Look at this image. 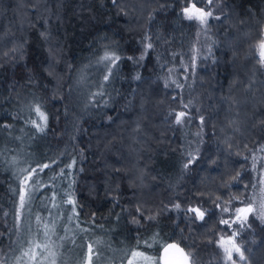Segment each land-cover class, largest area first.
<instances>
[{
    "label": "trees",
    "instance_id": "trees-1",
    "mask_svg": "<svg viewBox=\"0 0 264 264\" xmlns=\"http://www.w3.org/2000/svg\"><path fill=\"white\" fill-rule=\"evenodd\" d=\"M32 1L4 0L0 5V34L6 32L0 39V53L9 52L21 39L27 42L19 66L9 62L11 57L0 61V122L13 126L0 132V261L13 264L14 256L22 252L14 242L30 240L33 232L36 235V217L43 218L41 224L47 222L55 206L73 217L70 225L79 229L84 243L89 235L109 238L115 245L116 262L137 251L144 253L137 256V264H153L160 247L174 240L190 254L193 264H219L213 233L221 234L223 226L218 221L227 217L215 207L216 201L227 204L239 195L233 177L244 171L242 154L264 130V67L257 54L263 40L264 0H216L214 15L221 19H211L207 25L180 15L183 0H121L118 7L110 0H41L40 6ZM17 4L23 8L22 20L12 10ZM45 31L51 36L48 41L40 35ZM105 34L119 43L123 55H139L145 35L155 43L140 66L122 62L119 79L108 86L116 109L110 114L118 117L110 127L95 109L85 108L103 75L98 65L85 66L108 43L99 39ZM50 41L57 50L51 68ZM24 63L36 69L37 82L32 85ZM81 69L88 77L76 86ZM137 74L142 82L133 79ZM165 80L182 86L176 91L206 118L203 128L198 118L182 128L170 124L167 111L178 100H173L172 84L164 87ZM33 93L43 98L50 115L43 135L34 134L24 123L29 116L25 106ZM144 95L148 102L139 109L137 101ZM102 132L110 135L96 143ZM136 144L138 154L146 151L139 167L146 168L142 180L147 182L140 187L129 177L127 158L128 148ZM197 148L207 163L183 170L186 150ZM73 157L76 169L70 170L67 179L59 177L60 169ZM53 160L57 163L40 174L38 183L28 185L33 198L21 210L17 193L24 187L27 173L23 170ZM103 163L109 168H103ZM66 192L76 201L75 214L64 203L69 199ZM54 193L57 204L52 205ZM185 199L212 210L205 221L192 222L167 210L176 202L188 206ZM137 207L147 209L143 220L135 212ZM152 216L156 218L149 219ZM257 228L243 230L237 241L250 249L245 251L247 264H264V225Z\"/></svg>",
    "mask_w": 264,
    "mask_h": 264
},
{
    "label": "snow or ice",
    "instance_id": "snow-or-ice-1",
    "mask_svg": "<svg viewBox=\"0 0 264 264\" xmlns=\"http://www.w3.org/2000/svg\"><path fill=\"white\" fill-rule=\"evenodd\" d=\"M113 6L118 7L121 3V0H110ZM180 0H177L179 3ZM216 0H183L184 6L180 10V15L187 19L188 21H198L200 25H207L211 19H221L218 16L214 15L213 6L215 5ZM198 5H206L205 7H199ZM218 7V5H217ZM120 13L127 14L124 9H119ZM41 38L45 41L51 39L50 33L47 31L40 33ZM2 39V37H0ZM99 39L107 40L108 43L103 44L101 46V54L96 56L94 61H91L89 65L85 67H91L92 63L101 67V71L103 73L101 80L97 85V90L91 92L89 94L88 104L85 105V108H93L98 113V118L101 120H106L108 126L110 127L112 123L115 122L118 117H114L110 113L116 111L113 105V97L112 93L108 91V86L112 83L113 80L119 79V68L122 62L130 61L133 62L134 66H140V62L144 61L147 57L150 56L151 52L155 49V43L153 42V38L150 35H145L142 38L140 49L137 51L140 53L139 55H123V49L120 47L119 43L111 40L106 34L99 37ZM26 40L21 39V41L12 47L9 52L2 53L4 57H11L10 63L14 66H19L20 62L25 59L26 52ZM261 51L259 53V59L262 66H264V42H261ZM48 53L50 57L54 56L53 49L49 47ZM195 57H193V65H194ZM2 66V64H0ZM163 67V65H162ZM51 68V65H49ZM25 74L28 77V84L32 85L37 82V72L35 68H29L27 63H24ZM44 71L52 76V71L48 69H44ZM171 69H169V73H171ZM84 69L80 70V75L77 79V83H82L85 80V76L83 74ZM136 81L142 82V77L137 74L133 77ZM171 84H176V87H182L176 81H164V87L168 88ZM119 95V93H117ZM33 99L27 103L25 106L29 116L24 120V123L28 125L36 135L46 134L49 129V120L50 115L46 108L45 103L43 102V98L40 96L32 94ZM178 96L173 97V100H179ZM180 110L173 109L168 113V118L172 119V123L176 126H183L185 123H190L193 120L198 118L199 125L203 128L205 124V117L203 115H199L198 109H193L191 107V102L184 103L180 100L178 105ZM21 109L20 111H23ZM196 113L194 115L193 113ZM19 115V114H18ZM12 125L3 124L0 122V132L6 129L12 128ZM83 130V129H80ZM201 135L200 133L197 134ZM203 143V140L200 141ZM258 150L264 151V146H261ZM81 159H83V149H81ZM185 163H183V170L187 171L193 169L202 163H207L204 160L202 154L199 149H194L192 151L185 152ZM57 162L55 160L51 161V163L38 164L36 167H32L29 169L23 170L27 173L24 177L22 183L24 187L18 189L19 196V208L21 210L28 207L32 198H33V190L28 188V185L31 183L32 185H36L38 183V177L41 173L44 172L45 169L51 168ZM212 164H216L217 161L212 160ZM77 161L73 157L71 162L66 164L64 167L60 169L58 176L67 179L72 173L70 170L76 169ZM80 172L83 171L82 168L79 169ZM114 171L118 172L119 169H114ZM241 178V174L237 173L235 177H233V183L238 181ZM55 179V177L53 178ZM74 182V181H73ZM69 189H71V183L68 185ZM227 187V185H226ZM66 196H69V199L65 200L64 203L71 205L73 209V213L75 214L76 201L71 199V193L66 192ZM55 196V193H54ZM177 199H179L177 197ZM195 199V197H193ZM234 202L239 203L241 206L234 207ZM184 204H188L187 199L183 202ZM215 207L220 210L223 217L218 221V224L222 227V231L220 235H216L213 233V236L216 238L212 241V243L217 247L218 252L217 255L220 256L219 264H247L248 258L245 256V251H250L246 246H242L241 243L237 241L241 237V232L245 229H251L252 225L248 222L250 217L255 218L259 216L262 222H264V207L256 208L251 202L247 200H239L236 197H233L232 200L228 201L227 204L221 199H217ZM168 211H177L185 216L192 222L196 221H205L206 216L212 211L211 209L204 208L203 204H188V206L183 207L182 203L176 202L171 205ZM140 207L135 209V212L139 214L140 220H143L144 214ZM73 217H69L71 220ZM156 217L152 216L149 219L154 220ZM42 217L37 216V233L30 240L26 241L28 244V248L22 252L21 257H17V261L26 260L27 264H56V253L53 251L55 244L51 241V237L55 235V221L52 222L51 225L48 223L41 224ZM17 220H19V215L17 216ZM133 222L138 223V221L134 220ZM42 228V230H41ZM236 229V230H232ZM58 239H61L57 237ZM170 250H175L178 254L177 256H170ZM96 253L93 250L91 244L88 245L87 255L85 258V264H93V257ZM137 256H144L143 252L132 251L131 256L127 258V264H135L134 258ZM0 264H5L4 261H0ZM153 264H193L191 260L190 254L186 253L184 248H181L178 243H169L166 244L162 248V255L159 260L153 261Z\"/></svg>",
    "mask_w": 264,
    "mask_h": 264
},
{
    "label": "rangeland",
    "instance_id": "rangeland-1",
    "mask_svg": "<svg viewBox=\"0 0 264 264\" xmlns=\"http://www.w3.org/2000/svg\"><path fill=\"white\" fill-rule=\"evenodd\" d=\"M14 1L16 3V0H14ZM32 2L33 3L35 2L34 5L38 4L39 6L42 3L41 0H35ZM2 3H4V0H0V5H2ZM17 3H19V0H17ZM30 8H34V6L30 7ZM21 9H23V8L20 4L16 5V9L14 7L12 9L13 11H15V15L17 16V18L19 17L20 20H22L24 18V12ZM26 9H29V8H26ZM36 17H38V15H36ZM19 25H21V23H19ZM5 35H6V32L5 33L3 32L0 34V37H5ZM263 41H264V31H263L262 42ZM260 45H261V43L259 44L258 50H257L258 56H259V53L261 51ZM49 46L52 47L53 52L56 50V48L52 46L51 41L49 42ZM56 54H57V50H56ZM0 57H1L0 58V61H1L4 57L2 55V52L0 53ZM48 57H49L48 58L49 59V65H52V62L55 61L56 57L55 58L50 57L49 55H48ZM98 68H101V67L99 66ZM83 74H84L85 78L88 77V75L86 73L83 72ZM75 83H76V86H78L77 80ZM179 88L176 87V84H172L171 89H173L176 92L175 97L178 96L180 99L178 100V102H173L172 105L168 108L167 116H168V113L170 111H172L173 109H175L177 111L180 110L178 107L180 100H182L185 103V100L180 95V92H178ZM176 89H178V91H176ZM144 98L140 97L139 101H137V107L139 109L144 108L146 103L148 102L145 95H144ZM172 119H174V118H172ZM172 119H169V120H170V124L174 127H178V128L181 127L182 128L186 124L185 123L183 126H176L172 123ZM120 122H121V120L118 123L120 124ZM109 133L110 132H108L106 134V132H102L103 136H101L99 139H97L96 143H101L102 141H104L105 135L109 136L110 135ZM189 135H192V133L189 132ZM111 137H109V140ZM133 140H135V141L137 140L136 136L133 137ZM137 144H139L138 141H137ZM261 146H264V130H263L262 134L258 137L257 141L242 154V160L244 162L243 163V167H244L243 170L244 171H242V173H241L242 174L241 178H244V181L240 182L238 180L237 182L234 183L236 185L235 189L238 190V194L240 195V194L244 193V196H242L243 199L239 198V200H247V201L251 202L258 209L261 207H264V151L258 150L259 148H261ZM106 147H107V144H105L103 148H106ZM139 149H140V147L138 145L135 148L130 146L128 148L127 158L130 162V170H129L130 176L129 177L131 180L135 179L138 186L140 187V186L146 185L147 181H143L142 179H143V177L147 176L146 175L147 170H146V168L144 170H141L139 167V164L141 162L144 163L146 160V157H145L146 151L143 150V153L138 154ZM105 166L107 169L109 168L107 165H105V163H103L102 167L104 168ZM145 166H146V163H145ZM122 170H124V169H122ZM147 179H148V177H147ZM131 180H129V182H131ZM238 196H236V197H238ZM233 197L234 196H232V198ZM18 199H19V196H18ZM230 200H232V199H230ZM50 202L52 203V205L55 204V202L57 204L56 196L52 197L50 199ZM239 206H241V205H238V206L236 205L234 207H239ZM48 208L50 209V207H48ZM50 216H53V218L52 219L50 218L47 222L45 221L44 223H48L49 225H51L52 222L55 221V235H53L51 237V241H53L55 244L53 251H55V253H56V264H85V258L87 255V250H88L89 244L92 245L93 250L96 253L93 257V264H127V257L125 258V260H124V258L119 257L118 262H116L117 253H116V249L114 248L115 245H113L112 241L109 240V238L108 239L107 238H101L100 239L98 237L89 235V236H86L87 238H86V241L84 243V241L81 240L80 237H78L80 234L79 233L80 231H77V230H79V229H77L75 224H73V223H72V225H70L71 222L69 220L68 214H66V213L63 214L59 208L56 209L54 206L53 209L51 210ZM248 222L252 225V227H251L252 232H254L256 229H258L257 227H260V225H264V222L261 221L259 216H256L255 218L250 217ZM232 230H236V229H232ZM34 233L35 232H33L31 235L34 236L35 235ZM57 237H59L61 239H58ZM253 238H251V240H253ZM14 246L16 249L17 248L22 249V252L28 248V244L25 242L24 239H21V238L17 239L14 242ZM114 250H115V253H114ZM118 251H121V250L118 249ZM22 252H20L19 255L16 254L14 256L13 264H27L26 260L17 261V257H21ZM121 257H123V256H121ZM136 258L137 257L134 258L135 264L138 263L136 261ZM45 264H48V262H45Z\"/></svg>",
    "mask_w": 264,
    "mask_h": 264
},
{
    "label": "water",
    "instance_id": "water-1",
    "mask_svg": "<svg viewBox=\"0 0 264 264\" xmlns=\"http://www.w3.org/2000/svg\"><path fill=\"white\" fill-rule=\"evenodd\" d=\"M169 243H178L174 240H169L167 242H165L159 249V252H158V260L160 258V256L162 255V248L166 245V244H169ZM179 244V243H178ZM180 245V244H179ZM181 248H183L181 245H180ZM170 256H177L178 254L175 252V250H170V253H169Z\"/></svg>",
    "mask_w": 264,
    "mask_h": 264
},
{
    "label": "flooded vegetation",
    "instance_id": "flooded-vegetation-1",
    "mask_svg": "<svg viewBox=\"0 0 264 264\" xmlns=\"http://www.w3.org/2000/svg\"><path fill=\"white\" fill-rule=\"evenodd\" d=\"M264 42V41H263Z\"/></svg>",
    "mask_w": 264,
    "mask_h": 264
}]
</instances>
